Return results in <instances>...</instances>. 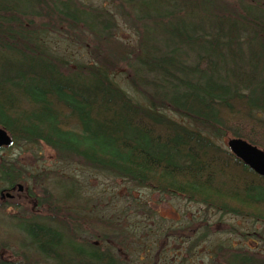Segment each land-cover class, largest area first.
Returning <instances> with one entry per match:
<instances>
[{"label": "trees", "instance_id": "trees-1", "mask_svg": "<svg viewBox=\"0 0 264 264\" xmlns=\"http://www.w3.org/2000/svg\"><path fill=\"white\" fill-rule=\"evenodd\" d=\"M119 1L136 16L131 46L115 41L104 5L0 0V128L12 145L42 144L91 170L264 224V177L215 142L229 135L264 150V0H164V9L162 0ZM77 43L90 60L66 51ZM120 64L126 88L114 77ZM66 183L56 193L71 203L60 193ZM15 223L22 245L47 264H127L98 242L74 239L62 219ZM154 233L163 235L130 230V264H183L194 248L155 263L140 251L150 239L147 250L160 254ZM216 247L227 264H264L242 246Z\"/></svg>", "mask_w": 264, "mask_h": 264}, {"label": "rangeland", "instance_id": "rangeland-1", "mask_svg": "<svg viewBox=\"0 0 264 264\" xmlns=\"http://www.w3.org/2000/svg\"><path fill=\"white\" fill-rule=\"evenodd\" d=\"M145 1L148 4L159 2ZM236 1L227 0L232 4ZM115 4L119 6L114 10L111 0H86L88 7L99 11L104 5V12L109 10L112 13L116 19L114 26L116 42L134 45L138 39L136 16L119 0H115ZM164 7L162 0V9ZM192 13L196 14L197 10H192ZM147 24L151 26L150 22ZM138 27L140 29V26ZM159 39L161 40L160 37ZM90 44V40L87 46L84 43L71 44L66 51L87 61L90 60V56L85 47ZM114 77L120 86L126 88L127 69L123 64L118 65ZM166 113L177 121H183L174 112ZM261 115L264 117L263 113ZM228 137L229 135L215 139V142L226 147ZM3 154L5 157L12 156L10 172L20 171L19 183L22 186L20 197H16L5 209H0V259L4 264H47L37 253L22 245L26 241H23L24 235L15 229L17 225L15 221L22 217L43 221L62 219L65 221L67 233L74 230L70 236L86 242L100 243L101 250L108 254L110 252L111 258L119 260V263L122 261L129 264L133 258L130 252V241L133 240L130 236V220L136 221L134 227L138 226L143 232L146 227H150L152 231L162 232L161 236H157V233L152 235L154 241L159 242V255L147 250L151 246L150 239H145L144 243L147 246L140 250L147 253V259H155V263L177 258L174 252L180 251L177 252L179 257L184 251L183 248L194 247L188 249L190 252H184L183 264H227L225 260L228 252L223 249L222 254H217L218 244L234 248L241 245L247 252L264 256L262 222L247 217L221 214L179 195L133 185L124 179L91 170L76 158L67 156L59 158L53 150L42 144H13L4 148ZM66 181L74 190L66 183L60 189V193H71L72 198L69 200L71 203L67 202V197L64 200L56 193L61 183ZM72 191L78 195L73 197ZM71 205H80V211L77 212L76 209L69 211ZM82 208L84 212L87 208H92L94 215L83 214ZM214 245L216 249L213 248ZM75 247L79 249L80 245ZM205 255L212 256L209 263L207 257L202 259Z\"/></svg>", "mask_w": 264, "mask_h": 264}, {"label": "water", "instance_id": "water-1", "mask_svg": "<svg viewBox=\"0 0 264 264\" xmlns=\"http://www.w3.org/2000/svg\"><path fill=\"white\" fill-rule=\"evenodd\" d=\"M11 137L0 128V146H10ZM228 150L256 174L264 177V150L244 139L230 137L226 140ZM21 190L22 186L18 185Z\"/></svg>", "mask_w": 264, "mask_h": 264}, {"label": "flooded vegetation", "instance_id": "flooded-vegetation-1", "mask_svg": "<svg viewBox=\"0 0 264 264\" xmlns=\"http://www.w3.org/2000/svg\"><path fill=\"white\" fill-rule=\"evenodd\" d=\"M6 147L8 146H0V209L2 210L5 209L7 205L9 206V203H12L16 199V197H20L19 193L22 191V189H18V185H20L19 181L21 180L20 171H18V174L13 175V173L10 172L12 165V156L5 157V155L3 154V149ZM129 224L130 230L138 227H134L133 224L135 223L131 220ZM254 243L257 244V242Z\"/></svg>", "mask_w": 264, "mask_h": 264}]
</instances>
